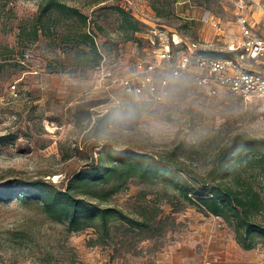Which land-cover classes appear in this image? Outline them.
Returning a JSON list of instances; mask_svg holds the SVG:
<instances>
[{
    "label": "rangeland",
    "instance_id": "obj_1",
    "mask_svg": "<svg viewBox=\"0 0 264 264\" xmlns=\"http://www.w3.org/2000/svg\"><path fill=\"white\" fill-rule=\"evenodd\" d=\"M67 1L89 15L101 61L90 66L85 44L55 39L77 27L73 18L56 13L50 23L53 34L41 32L25 46L24 56L14 52L0 66V177H43L63 184L75 171L100 162L106 142L156 154L179 147L183 162L208 174L233 135L264 136V95L246 98L228 89L210 94L187 75L171 79L166 96L156 100L126 93L111 77L130 74L143 57L159 62L166 37L174 49L226 54V43L241 33L242 15L264 22L251 18L257 9L264 13V0H105L91 5V0ZM38 2L14 0L13 13L0 11V54H5V45L20 47L19 25L35 14ZM118 3L140 20L137 38H126L112 6ZM194 8L213 14L214 24L224 32L202 39L205 13L202 19L189 18ZM105 113L108 116L99 119ZM245 175L261 191L263 203L255 219L264 224V173L250 168ZM109 201L132 216L154 214L151 227L134 228L113 220L112 237L97 242L94 227L70 231L65 222L47 215L39 201L0 200V264L264 260L263 235L247 247L238 240L234 224L160 181L133 177ZM176 249L184 251L182 258Z\"/></svg>",
    "mask_w": 264,
    "mask_h": 264
},
{
    "label": "trees",
    "instance_id": "obj_2",
    "mask_svg": "<svg viewBox=\"0 0 264 264\" xmlns=\"http://www.w3.org/2000/svg\"><path fill=\"white\" fill-rule=\"evenodd\" d=\"M13 1L0 0V11L6 9L13 13V6H10ZM102 1L105 0H91L87 5ZM112 6L121 19L126 38H137L140 20L121 4ZM56 13L73 18L77 27L75 31L58 34L55 39L74 46L85 44L89 48L84 52L85 61L90 66L98 65L102 53L98 48L95 30L90 28L91 19L84 9L67 0H39L35 14L19 25L20 47L3 46L5 54H0L3 60L0 66L12 58L14 52L24 56L25 46L38 40L41 32L53 34L55 30L50 23ZM107 116L108 113H105L99 119ZM179 152V147H175L166 154H156L106 142L100 150V162H91L75 171L63 184L43 177H0V200L20 197L24 201H39L47 215L65 222L70 231L94 227L98 234L96 241L105 242L112 237L113 220L129 227L148 229L154 218V214L143 217L129 215L122 207L110 203L111 196L133 177L141 182L160 181L179 191L186 200L206 212L223 216L235 225L239 241L247 247L255 245L256 236H264V224L255 219L263 200L261 191L245 173L250 168H257L260 173H264V136L248 132L233 135L219 152L208 174L197 172L183 162Z\"/></svg>",
    "mask_w": 264,
    "mask_h": 264
},
{
    "label": "built area",
    "instance_id": "obj_3",
    "mask_svg": "<svg viewBox=\"0 0 264 264\" xmlns=\"http://www.w3.org/2000/svg\"><path fill=\"white\" fill-rule=\"evenodd\" d=\"M239 20L241 33L226 43L228 54L174 49L168 46L169 38L166 37L164 45L158 51L159 62L143 57L137 60L136 68L130 74L112 75L109 72L108 75H112L113 81L120 82L126 93L144 94L156 100H162L166 96L171 79L187 75L192 77L196 86L210 94L228 89L246 98L263 96L264 26H258L246 15H242ZM218 28L219 35L223 29ZM205 264L211 262L207 261ZM261 264H264V260Z\"/></svg>",
    "mask_w": 264,
    "mask_h": 264
},
{
    "label": "crops",
    "instance_id": "obj_4",
    "mask_svg": "<svg viewBox=\"0 0 264 264\" xmlns=\"http://www.w3.org/2000/svg\"><path fill=\"white\" fill-rule=\"evenodd\" d=\"M205 13V14H204ZM256 13L258 14V15H256ZM204 14V17L206 18V20H204V21H206L207 23H206V27L207 28H204L203 30L205 31L204 33L202 32V39H204V40H209V38H206V37H209V35L211 36V37H214L215 36V34L216 33H218L219 32V28L214 24V16H213V14H211L210 12L209 13H207V12H201L200 10H197V9H193L192 10V13L188 16L189 18H195V17H197V18H201L200 16L201 15H203ZM254 16H251V18L252 19H254L255 21H259V20H261V19H264V17H262L263 15H264V13L263 12H259V10L257 9V10H255L254 11V14H253ZM202 19V18H201ZM204 19V18H203ZM264 21V20H263ZM260 22L261 21H259V23L258 22H255V23H258V26H260V27H263L264 26V22L262 23V24H260ZM222 32H224V29L222 30ZM238 35V34H237ZM177 250V252H176V256H178V257H180V258H182L183 257V254H185L184 253V251H182V250H178V249H176ZM262 259L263 258H259V259H257V260H252V261H249V262H247V264H261V262H262ZM180 262H182V261H180ZM234 262H236L237 264L239 263V262H237V261H234ZM236 263H232V262H230V261H228L227 262V264H236ZM246 263V261H244V262H242V264H245ZM218 264H226V263H218Z\"/></svg>",
    "mask_w": 264,
    "mask_h": 264
}]
</instances>
